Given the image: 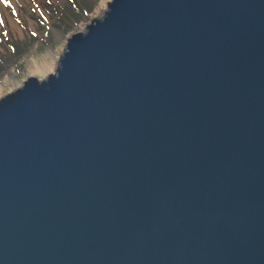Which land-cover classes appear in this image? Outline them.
<instances>
[{
  "label": "water",
  "instance_id": "obj_1",
  "mask_svg": "<svg viewBox=\"0 0 264 264\" xmlns=\"http://www.w3.org/2000/svg\"><path fill=\"white\" fill-rule=\"evenodd\" d=\"M0 264H264V0H110L1 96Z\"/></svg>",
  "mask_w": 264,
  "mask_h": 264
},
{
  "label": "rangeland",
  "instance_id": "obj_2",
  "mask_svg": "<svg viewBox=\"0 0 264 264\" xmlns=\"http://www.w3.org/2000/svg\"><path fill=\"white\" fill-rule=\"evenodd\" d=\"M108 1L0 0V97L54 73L67 37L101 18Z\"/></svg>",
  "mask_w": 264,
  "mask_h": 264
},
{
  "label": "trees",
  "instance_id": "obj_3",
  "mask_svg": "<svg viewBox=\"0 0 264 264\" xmlns=\"http://www.w3.org/2000/svg\"><path fill=\"white\" fill-rule=\"evenodd\" d=\"M0 68H1V66H0Z\"/></svg>",
  "mask_w": 264,
  "mask_h": 264
}]
</instances>
